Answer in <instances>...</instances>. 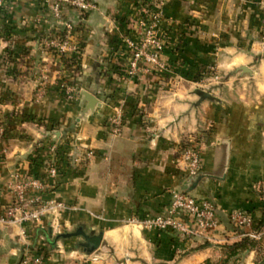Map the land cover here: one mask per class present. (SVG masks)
Masks as SVG:
<instances>
[{
  "label": "crops",
  "instance_id": "obj_1",
  "mask_svg": "<svg viewBox=\"0 0 264 264\" xmlns=\"http://www.w3.org/2000/svg\"><path fill=\"white\" fill-rule=\"evenodd\" d=\"M3 1L0 130L7 133H0V215L13 201L7 183L14 170L45 173L44 167L32 170L29 157L40 142L59 140L53 132L80 117L72 135L93 155L70 163L46 194L67 206L60 228L52 218L43 225L0 222V264H19L37 253L43 264H82L85 256L91 261L92 253L82 256L79 240L52 244L57 232L78 227L103 233L93 252L99 258L90 264H204L225 257V244L242 238L229 212L244 209L259 219L264 209V0H166L159 33L169 42L163 55L169 70L146 64L138 74L129 72L124 37H137L143 0H93L96 8L85 16L66 12L82 45L79 70L41 47L60 26L44 0ZM241 65L252 75L232 74ZM217 73L231 76L218 87L221 102L197 105L195 85L209 91L202 82ZM41 74L48 80L41 81ZM68 76L73 99L59 84ZM83 89L101 102L85 114ZM115 116L123 122L118 133ZM187 143L201 150L206 176L197 182L185 173ZM172 189L214 200L221 226L212 239H182L129 221L166 215ZM206 241L210 245L198 247ZM246 251L238 262L253 260L256 250Z\"/></svg>",
  "mask_w": 264,
  "mask_h": 264
},
{
  "label": "built area",
  "instance_id": "obj_2",
  "mask_svg": "<svg viewBox=\"0 0 264 264\" xmlns=\"http://www.w3.org/2000/svg\"><path fill=\"white\" fill-rule=\"evenodd\" d=\"M0 0V6L3 5ZM166 0H156L155 4L142 5L139 7V17L136 21L138 35L136 38L125 36L124 42L129 53L128 68L131 74H138L144 71L145 65L149 64L155 70L166 72L169 64L163 55L169 42L164 35L159 33L160 21L164 16V5ZM50 13L66 29V34L47 40L48 47L62 57L72 53L79 54L82 45L75 40V26L72 22L66 21L64 16L68 10L78 11L80 14H87L96 8L93 0H44ZM217 77V76H216ZM67 93L74 91L69 85H63ZM73 96V95H70ZM113 131L120 132L122 118L115 116L111 119ZM56 136V135H55ZM56 142L48 144L50 153H56L59 144L68 142L69 152L67 153L70 163H77L84 158L93 155L92 151H83L72 131H67L58 137ZM182 160L185 163V173L187 176H195L202 171V155L197 145L187 144L182 150ZM44 176L24 174L20 170H14L9 177L7 188L13 196L11 204L6 206L4 213L0 215V222L20 223L30 225H43L46 219L52 218L51 224L54 228H60L58 218L60 211L66 209L64 202L51 198H46V194L53 192L55 181L62 174L60 165L57 161L45 162ZM230 222L240 229L241 237H249L258 242L264 243V227L259 228L254 215L244 209H234L228 214ZM131 223L138 224L146 229L171 230L178 234L182 239H205L213 238V233L220 228L221 221L217 214V206L210 198H197L190 193L182 190H171V204L166 215H158L145 219L131 218ZM61 232V231H60ZM99 255L94 253L89 258L96 261ZM44 255L26 254L22 257L19 264H43Z\"/></svg>",
  "mask_w": 264,
  "mask_h": 264
},
{
  "label": "trees",
  "instance_id": "obj_3",
  "mask_svg": "<svg viewBox=\"0 0 264 264\" xmlns=\"http://www.w3.org/2000/svg\"><path fill=\"white\" fill-rule=\"evenodd\" d=\"M146 0H143L141 3H139V6L146 5ZM85 16V14H83ZM62 35V34H59ZM60 37V36H59ZM9 58L12 59L13 55H11V51L8 52ZM62 62L66 64L69 67H74L75 70L80 69V56L78 54H72V55H64L62 56ZM50 129H53L52 127ZM50 141L45 140L43 142H40L39 145L36 146L34 152L29 157L30 162V168L33 170L34 167H45L46 161L55 160L59 163L62 174L69 168L70 161L68 159L67 153L69 152V145L68 142L59 144L57 148L56 153H50L48 150V144ZM31 175H34L36 177H40V174L31 172ZM44 176V174L42 175ZM258 222V227H263L264 220L263 219H256ZM235 227V226H234ZM235 230L237 231L238 228L235 227ZM160 231V230H159ZM165 231V230H162ZM240 233V231H239ZM210 242L206 241L203 244L199 245L198 247H205ZM258 242L254 239H251L249 237H242L240 240L235 241L231 244H225V257L221 261V264H230L231 262H234L235 260L241 259L238 257L239 254L243 253L246 250H256L258 247ZM204 264H215L212 260L208 259Z\"/></svg>",
  "mask_w": 264,
  "mask_h": 264
},
{
  "label": "water",
  "instance_id": "obj_4",
  "mask_svg": "<svg viewBox=\"0 0 264 264\" xmlns=\"http://www.w3.org/2000/svg\"><path fill=\"white\" fill-rule=\"evenodd\" d=\"M240 72L241 74H250L252 75V70L247 66V65H241L239 67H237L232 74L238 73ZM82 95L84 96V99L87 101V104L85 106V109L83 111V114L87 113L88 111H92L94 110L95 106L101 105V102L99 100V98L92 92L83 89L82 90ZM193 93L196 94L198 96V100L196 101V104L199 105L204 101H209L212 103H220L221 102V98L217 97L216 95H214L212 92L205 90L203 88L200 87H196L193 90ZM80 121V117H78L76 119V122L71 126V128L61 131L58 130L56 132H53L54 135H56L57 137H60L62 134H66L67 131H73L76 127V125L78 124V122ZM49 135H51V132H49ZM205 174H202L201 172L197 175H195L196 179L195 182L199 181L201 178L205 177ZM184 193H189V190H182ZM49 233L51 235H53V228L50 225L49 229H48ZM74 237H81L82 240H79V246L81 247V250L86 253V254H91L94 251H96L102 243V239H103V233L99 232V233H87L82 227H78L75 228L72 231H64V232H60L57 234H54L53 236V240H52V244L56 245L57 242L59 240H65L68 238H74ZM248 253V251H246L244 253V256Z\"/></svg>",
  "mask_w": 264,
  "mask_h": 264
},
{
  "label": "rangeland",
  "instance_id": "obj_5",
  "mask_svg": "<svg viewBox=\"0 0 264 264\" xmlns=\"http://www.w3.org/2000/svg\"><path fill=\"white\" fill-rule=\"evenodd\" d=\"M71 10V9H70ZM73 10V9H72ZM78 14H79V12L78 11H76ZM83 14H81V16H82ZM64 19L66 20V15L64 16ZM66 21H68V20H66ZM69 22H71V21H69ZM60 24V26L57 28V29H55L52 33H50L49 35H46V37L44 38V40H43V43H42V48L44 49V50H47L48 52H51V53H53L54 54V58L55 59H58V60H60V59H62V57L54 50V48L53 47H48L47 46V44H46V42H47V40H49V39H51V38H54V37H59V36H64L67 32H66V29H65V27H64V25L62 24V23H59ZM59 34H62V35H59ZM82 50V49H81ZM72 54H77V53H72ZM72 54H70V55H72ZM79 56H80V54H78ZM62 61V60H61ZM61 74H63V73H61ZM213 76V78L211 79V81L210 80H206V81H204V82H202L204 85H206L205 87H210V89H209V91L210 92H212L214 95H216L217 97H219V98H221L222 96H223V91L221 90V89H218V87L223 83V82H225V81H227V80H229L230 79V75H221V74H213L212 75ZM217 76V77H216ZM40 79H41V81H43V82H45L46 80H48L47 79V77L44 75V74H41L40 75ZM70 79V76H68L67 78H62L60 81H59V84L61 85L60 86V88L61 89H63V90H65V93H66V97L67 98H70V99H73L74 98V91H72L71 92V94L70 93H67V91H66V88L65 87H63V85H70L71 83H69V80ZM213 81L215 82L214 84H212L213 83ZM192 84V83H191ZM196 87H200V88H202V86H199L198 84H196L195 85ZM70 87H72L71 85H70ZM73 88V87H72ZM75 90V89H74ZM70 95H73V96H70ZM3 132V135L2 136H4L7 132L6 131H4V130H0V133H2ZM0 136H1V134H0ZM1 136V137H2ZM45 141V140H44ZM49 141V140H48ZM51 142V141H50ZM187 144H189V143H187ZM186 144V145H187ZM39 145V144H38ZM186 145H184L183 147H185ZM262 189V193L264 194V189L263 188H261ZM264 200V199H263ZM259 219H263L264 220V209L261 211V214H260V216H259ZM234 227V226H233ZM263 227H264V224H263ZM235 228V227H234ZM239 231H241L240 229H238L237 230V232L239 233ZM57 233H60V232H57ZM56 233V234H57ZM77 238V239H76ZM74 237V239L75 240H82V238L81 237ZM68 239H73V238H68ZM59 241H63V240H59ZM258 242V241H257ZM226 244H228V243H226ZM258 247L256 248V254H255V256H254V258H253V260H251V261H249V262H241V261H237V260H235L234 262H231L230 264H264V243H262V242H258ZM82 252V256H83V251H81ZM100 254V252H98V253H96V255H99ZM86 256L85 257H82V264H90L91 263V261H85L86 260ZM223 258H224V255H222L221 257H216V259H219L218 261L216 260H214L213 262L215 263V264H221V261L223 260ZM241 258V257H240Z\"/></svg>",
  "mask_w": 264,
  "mask_h": 264
}]
</instances>
